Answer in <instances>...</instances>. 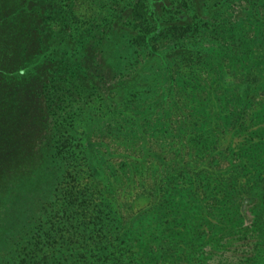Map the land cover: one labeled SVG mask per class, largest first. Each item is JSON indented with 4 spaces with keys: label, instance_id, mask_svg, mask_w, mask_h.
Masks as SVG:
<instances>
[{
    "label": "trees",
    "instance_id": "16d2710c",
    "mask_svg": "<svg viewBox=\"0 0 264 264\" xmlns=\"http://www.w3.org/2000/svg\"><path fill=\"white\" fill-rule=\"evenodd\" d=\"M84 1L0 0V180L18 199L23 227L36 223L26 234L33 238L32 247L14 263L187 264L180 246L183 235L204 238L202 249L213 254L209 237L231 214L242 229L232 233L224 227L229 250L244 244L241 264H264V116L245 91L240 93L242 85H231L233 95L222 115L230 120L229 129L219 139L222 144L214 146L209 128L190 132L172 178L166 175L168 168L156 169L169 165L161 154L164 145H159L167 133L160 130L155 137L147 127L163 107L172 109L166 118L183 117L178 114L176 74L182 73L189 86L195 81L189 75L199 80L201 74L220 73V63H209L201 49L205 36L218 31L217 18H224L221 32L231 42H249L250 27H257V37L264 41V0H99L98 8L86 10ZM237 4L241 16L234 19L231 7ZM123 46L135 54L128 60L119 57L124 61L120 69L133 71L143 61L158 59L160 74L139 86L121 81L127 84L126 95L114 93L107 101L97 67L105 75V53ZM188 62L186 71H177ZM242 73L240 82L257 70L250 65ZM211 82L209 93L220 80ZM57 83L75 90L76 97L69 91L66 104L62 94L46 99L54 90H65H58ZM259 88L264 91L263 81ZM210 95L209 106L219 114L222 99ZM41 96L50 108L44 116L34 109ZM152 99L159 100L152 105ZM44 120L50 130L42 132ZM88 126L97 131L91 146L81 137ZM39 144L51 148V161L38 155ZM55 163L61 164L60 171L52 170ZM247 202L252 208L248 223L241 213Z\"/></svg>",
    "mask_w": 264,
    "mask_h": 264
},
{
    "label": "rangeland",
    "instance_id": "374dc122",
    "mask_svg": "<svg viewBox=\"0 0 264 264\" xmlns=\"http://www.w3.org/2000/svg\"><path fill=\"white\" fill-rule=\"evenodd\" d=\"M98 1L99 0H85L83 3V6L85 5L84 10H86V6L90 8H98ZM91 3H94V5L90 6ZM231 11L233 12L234 19H237L241 16V6L239 4L233 5L231 7ZM201 14L203 16L206 15L205 11H201ZM223 21L224 18H217V23L220 26L218 31H210V36H205L206 38L202 41L201 46L202 54L205 60H208L209 63L210 59L216 63H220L218 64L221 67L220 73H217L218 71H216L215 73H211V75L207 74L206 76L205 74H201L199 76V80L194 75H189V78L195 79V81H192L193 84H190L189 86L183 83L184 79L180 75L182 73L176 74L175 77H177V81L175 89L176 91H179L180 99H178L177 101L181 106V110L178 112V114L182 113L183 117H179V121L177 116H169L166 118L165 116L169 115L172 109L166 110L164 107L162 108V106L158 108L159 110L161 108L162 109L160 111H157V116L153 117L152 115L150 117H153L154 120L151 121V123H149L147 127L151 128V131L154 133L155 137L160 132V130L169 135L168 136L167 134H163V138L160 139L159 142V145H164L163 149L166 152L161 154H165V160H168L169 165H167L166 168H164V165L163 168L156 167V169L159 171L161 169L165 170L168 168L169 170H171V172H168L167 169L166 175H171L170 178L175 175V170L177 168L178 162H182L181 150L188 140L190 132L195 131L200 127H206L207 129L209 128L211 131L210 136L214 135V146L217 141H220L219 144H222V141L219 139H225L227 137L229 129L228 124L230 120L226 121L224 119L225 116L222 115L224 113L227 114L225 110H228V100L233 95V86L231 87L232 84L234 86L237 84L242 85L240 87V93L245 91V95L248 96L249 99H251L253 105L257 108H260L257 109V114L260 116V118L264 116V91L259 88L261 82H264V41H261L260 36L257 37V27H250L246 29L247 31H249V35L247 34L249 42H241L242 44L236 43L235 41L231 42L229 38H226V35L221 32V29H226V26L221 23ZM92 22L95 26V21L93 20ZM247 31H244V33ZM103 43L106 46V42L103 41ZM113 43L117 42L114 40ZM193 43L196 44L194 40ZM163 46L164 45H160L158 48L159 50H163V53L160 52V54L165 53V48H163ZM134 54L135 53L132 52V50L128 49L126 46L120 47V50L116 51L115 53H111L109 51L105 53V57L108 59V62L105 60V64H102V66H105L104 69H106L107 71L105 75H103V71L101 70V68L97 67V72L100 74L99 76H101V74L103 76L101 82H104V86L102 88L104 90L107 101L111 99V96L114 93H116L118 97H124L126 95L123 91V88L126 87L127 84H125L126 86H124L120 83L121 81L130 82L128 83V86H133L136 83H138L137 85L139 86L143 82H151L154 77H157L160 74V72H158V67L161 62L158 59L155 62L152 61L150 63L143 61V63L140 64V67L138 66V68L133 71L128 70L127 72H124L122 69H120V63L124 61H122L119 57L128 60L130 59L129 57H133ZM165 59H167V57H165ZM167 61L169 60L167 59ZM182 62L184 63L185 61L183 60ZM190 63L191 62H188L185 65H182L180 68H178L180 70L177 71H186V68L184 69V66ZM250 65L256 68L257 73H251V75L246 77L245 80L247 79V82H245V80L240 82L239 80H241V78L243 77V75H241L243 74L242 72H244V70H246V68ZM243 67H245V69L241 70ZM89 71L91 72L90 69ZM94 75H96V73H94ZM217 78L220 80V84L217 86L216 90H213L212 88L210 89V91H213L214 94L219 96L218 98L222 99L221 107L219 108V110L216 109L219 114L215 112L214 106L212 104H210L209 106V97L211 98L212 95L210 94L213 93L208 92L207 84L209 80L211 82L217 80ZM164 83L167 85L168 80L164 79ZM198 83L199 85H197ZM57 84L58 85L56 87H58V90H61V86L62 89L66 88L64 84ZM201 84L203 86H200ZM69 91L72 92V98H74V96L76 97V94L74 93L75 90L65 89L64 91H61V93H55L56 91L54 90V93H51V96H48L46 99L50 97L53 98L55 94H62L63 102L66 104V100H69ZM157 93L163 92L159 90ZM161 97L163 98V95L160 96L159 99H161ZM159 99H152L149 101V103L153 105L154 102L158 101ZM44 101L45 98L41 96L37 102V107H34V109L37 111V114L43 116L50 110V108L47 107L45 103H43ZM234 103L235 102L232 103L234 108H236L237 110H241L242 106L239 103H237V105L235 106ZM74 106L76 108L79 107L76 105ZM220 116H222V119L218 118ZM102 126L103 123H99V129L102 128ZM39 127L42 128V132L45 129L50 130L45 120L42 121ZM96 132L97 131L92 126H88L85 129L86 137L84 134L80 135L83 139H85V142L89 146H91L93 142L97 140L94 137ZM38 141L41 142L42 139H39ZM204 142L206 143V141ZM208 150H211L210 144L208 145ZM37 153L38 155L41 154V156L39 155L40 157L46 160H50L51 148L47 147V149H45L39 144ZM193 153L195 154L196 152L194 151ZM188 160H190V158L186 157L184 161L188 162ZM232 161L236 164L238 163V161ZM170 163L172 164V166H170ZM53 167L57 168V171H60L61 164L55 163L51 165L52 170L54 169ZM37 171L38 166L36 168V172ZM38 174H42V169L38 171ZM48 174L51 175V171ZM127 178L128 176L126 174H123L121 177L122 183L125 187L127 186ZM22 179H26L25 174L21 175V180ZM9 185H11V182L9 183ZM1 188L4 189L3 191L5 193L3 195H0V264H15L14 260L18 259L19 253L26 252L30 247H32L33 238L31 235L26 234L31 233V230L36 223H32L30 226L24 228L23 226L25 225V223H21L22 221H24V219L21 218L23 215L18 213L16 210V208L19 206L18 199L17 202L16 200H13V197H11V192L6 188L5 182L2 180H0V189ZM28 191L29 189H26L24 193L28 195ZM27 195L25 196L26 202L30 200L29 195ZM249 203L250 202H247L243 206V209L241 211V213H244L242 221H245L246 223L250 221V217L246 215L248 214L247 211L249 209H252L249 208ZM9 204L12 206L8 207ZM229 213H231V208L229 209ZM233 217L234 216L230 214V217L228 216L227 218L222 219L223 225L225 224L224 227L228 226V231L232 233L241 232L240 230L242 229V227L239 226V223H237L239 219L237 217H234L233 219ZM9 227L10 229L7 230ZM224 227L215 229L213 231L215 235L209 237V242L211 240L214 242L215 251L213 254H210V248H205V250L202 249L204 247V238H195L196 234L192 232L184 234L181 238L180 246L182 248L181 250L185 251V261H187V264H241L243 257H241L240 248L245 247V245H232L231 248H233L229 250V245L227 244L228 241L225 238H222V235L226 236L225 231H223ZM208 232H210V230ZM250 238L252 239L254 237L250 236ZM205 241H207V238L205 239ZM249 243L254 244L255 242L253 240H250ZM251 251L252 249L250 248V251L248 252L250 253ZM192 256L194 257L191 258ZM179 260V262H184L182 261V257H179ZM153 264H161V261L157 260V262H154Z\"/></svg>",
    "mask_w": 264,
    "mask_h": 264
}]
</instances>
